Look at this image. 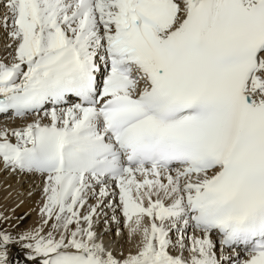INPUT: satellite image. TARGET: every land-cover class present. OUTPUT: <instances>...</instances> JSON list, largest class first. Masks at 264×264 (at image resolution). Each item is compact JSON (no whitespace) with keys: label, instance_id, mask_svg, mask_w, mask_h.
Returning <instances> with one entry per match:
<instances>
[{"label":"bare ground","instance_id":"1","mask_svg":"<svg viewBox=\"0 0 264 264\" xmlns=\"http://www.w3.org/2000/svg\"><path fill=\"white\" fill-rule=\"evenodd\" d=\"M24 1L0 0V82L5 85L0 87V93L23 81L32 60L52 47L50 26L56 29L59 41L96 51L103 35L113 25V15L121 0H81L79 4L74 0H27L26 6L22 5ZM184 1L168 0V3L175 8ZM83 11L84 16L81 15ZM101 20L104 22L100 23ZM259 59L264 68V52ZM254 78L260 79L261 75ZM257 95L262 96L263 92ZM256 98V95L252 96V99ZM88 116L87 112L77 114L63 108L51 115L40 113L13 121L0 119V207L8 210V218L12 216L11 206L20 202L23 195H17L26 184L30 186L28 192L39 191L40 194L41 191L45 196L42 200L36 194L30 205L23 202L20 207L37 209L44 201L47 212H42L46 220L40 217L41 212L38 211V217L32 211L37 217L31 213L28 225L21 224L19 219L18 224L22 226L18 229H2L6 238L0 239V264H46L49 256L57 252L82 253L113 264H131L148 254L184 262L213 259L210 239L198 242L197 233H189L184 224L170 222L168 217L156 219L160 206L169 214L184 210L182 203L193 190L184 191L181 187L200 185L211 174L168 180L162 179L158 172H151L142 183L132 178L108 188L85 177L39 176L24 167L19 168L13 160L11 153L20 143L19 133L23 128L29 131L34 124L79 128L85 122H76ZM130 186L136 189L130 196L140 210L127 222L121 208L120 188ZM51 192L56 195H49ZM226 260L234 259L227 257Z\"/></svg>","mask_w":264,"mask_h":264},{"label":"rangeland","instance_id":"2","mask_svg":"<svg viewBox=\"0 0 264 264\" xmlns=\"http://www.w3.org/2000/svg\"><path fill=\"white\" fill-rule=\"evenodd\" d=\"M2 174V173H1ZM3 176V175H2ZM14 179V178H13ZM3 181H5V180H3ZM10 181H12V179H10ZM9 182V181H8ZM26 184H24L23 186H24V189H23V191L21 192V193H19L17 196L18 197H21L22 195V198H21V200H20V202L15 206V207H13V206H11L12 208H11V211L13 212V215L11 216L10 215V217L8 218V210L6 211V210H4L3 209V207L1 208L0 207V239H3V238H6V236H4L2 233H1V231H2V229H4L5 227H12V228H15V229H18L19 227H21V226H19L20 224H18L19 222V219H21V224H24V225H28V223H30V217L32 216V214H33V217H39L40 216V213H38V211L39 212H41V218H44V220H46V218L43 216V213L45 214V213H47L46 211H45V209H44V201H43V203L41 202L40 204H39V206H38V208L37 209H32V207H30V208H26V207H23V208H21L20 207V205H21V203H26V205L28 206V205H30L31 204V202H32V200L34 199V197L33 196H35L36 194H37V196L38 195H40L41 196V198L43 197L44 198V196H45V193H42L41 191H40V194H39V191H30L29 190V192H28V189H30V186L29 185H26ZM25 191V193H23ZM27 192V193H26ZM35 192V193H34ZM42 194V195H41ZM44 195V196H43ZM49 195H51V196H55L56 194L54 193V192H51V193H49ZM31 196V197H30ZM39 196V197H40ZM29 197H30V203L27 201L28 199H29ZM36 198V197H35ZM43 198H42V200H43ZM2 200V199H1ZM23 203V204H24ZM8 206L10 205V203H8L7 204ZM41 207V208H40ZM43 209H44V211H43ZM55 210H56V206L54 205V212H55ZM6 211V212H5ZM32 211H34V213H36L37 214V216H36V214H34V213H32ZM4 212V213H3ZM43 212V213H42ZM5 213H6V215H5ZM32 213V214H31ZM52 215L53 214H51V216L50 217H52ZM20 217V218H19ZM7 218V219H6ZM28 218V219H27ZM6 220H8L6 223L4 222V221H6ZM14 220V221H13ZM16 221H17V223H16ZM4 223V224H3ZM14 223V224H13ZM27 223V224H26ZM8 225V226H7ZM11 225V226H10ZM17 226V227H16ZM44 226H47V223H45V225ZM45 228V227H44ZM10 239V238H9ZM11 240V239H10ZM16 246L17 247H19V244H16Z\"/></svg>","mask_w":264,"mask_h":264}]
</instances>
